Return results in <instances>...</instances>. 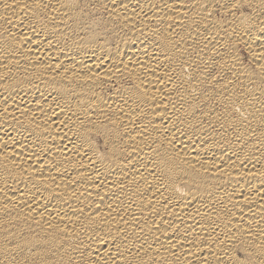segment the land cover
Listing matches in <instances>:
<instances>
[{
    "label": "bare ground",
    "instance_id": "bare-ground-1",
    "mask_svg": "<svg viewBox=\"0 0 264 264\" xmlns=\"http://www.w3.org/2000/svg\"><path fill=\"white\" fill-rule=\"evenodd\" d=\"M0 264H264V0H0Z\"/></svg>",
    "mask_w": 264,
    "mask_h": 264
}]
</instances>
